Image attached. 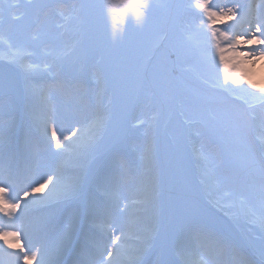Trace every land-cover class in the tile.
<instances>
[{
    "label": "snow or ice",
    "instance_id": "6c2138e0",
    "mask_svg": "<svg viewBox=\"0 0 264 264\" xmlns=\"http://www.w3.org/2000/svg\"><path fill=\"white\" fill-rule=\"evenodd\" d=\"M180 14L199 17L201 27L207 21L210 75L215 69L212 91L186 95L178 86L185 55L182 44L157 42L146 47L153 33L167 30ZM54 18L61 21L56 31L47 26ZM24 21L40 28V34L32 37L34 42H63L70 32L75 35L59 52L48 53L53 59L51 64L45 60L43 73L38 63L27 60L34 51L4 35L6 25L11 31ZM228 21L232 23L225 30L215 27ZM0 44L9 50L0 60L15 66L20 75L19 85L8 77L0 80L4 89L0 95V264H122L133 236L130 264H197L193 256H203L201 248L208 242L215 254L198 264H231L230 256H241L242 264H264V140L259 145L247 140L249 113L257 104L264 106V87L239 74L245 62L255 65L264 60V0L246 4L234 0L223 7L211 0L164 4L0 0ZM226 52L231 53L230 59L225 58ZM89 58L94 61L93 77L101 85L94 102L82 76L61 78L66 68ZM54 90H74L66 99L82 114L78 126L67 134L55 107L36 116L37 98L43 93L49 100ZM215 90L242 100L246 107L221 106ZM145 105L157 113L146 129V121L131 117ZM20 107L32 116L42 148L32 133L21 132ZM160 115L167 117L166 127L176 116L182 125L175 129L173 142L162 149ZM193 124L210 135L201 159L216 186L238 183L258 206V214L250 210L247 217L256 231L231 233L228 225L218 230L201 203L180 149L186 128ZM138 133L148 139L137 151L133 168L125 148ZM41 151L62 160L75 159V174L67 177L63 164L41 172L36 163ZM113 207L126 219L124 227L113 223ZM35 210L46 215L33 218ZM102 216L103 223H98ZM91 227L106 230L103 250L87 247ZM48 233L54 235L51 243ZM37 237L39 242L34 243ZM69 256L71 261L66 259Z\"/></svg>",
    "mask_w": 264,
    "mask_h": 264
},
{
    "label": "rangeland",
    "instance_id": "374dc122",
    "mask_svg": "<svg viewBox=\"0 0 264 264\" xmlns=\"http://www.w3.org/2000/svg\"><path fill=\"white\" fill-rule=\"evenodd\" d=\"M9 2H19L22 4H27L29 0H9ZM69 3L73 0H68ZM155 3H187V0H154ZM234 0H211V3L218 7H223L225 5L231 6ZM240 3H249L253 0H239ZM254 2L259 3V0H254ZM61 23L58 19H52L47 22V26L56 31L55 25ZM218 22L215 27L225 30L228 24ZM111 30V21L107 24V31ZM40 34V28L36 23L30 21L21 22L19 25L12 27L9 30V26L4 27V35L10 37L14 44L18 46L25 44L28 46L29 50L34 51L35 55L28 56V62H36L40 65V70L44 72V62L47 60L49 64L52 63L53 56L48 55V53L56 54L64 47V45L75 39L73 33H69V36L63 42L58 41H47L39 42L32 41V37ZM211 40L210 29L207 28V21L204 22L203 27H201V21L199 17H186L183 14L177 15L175 17L174 23L165 31L153 33L146 40V47H152L155 43L161 42L162 46H167L170 42H178L183 45L185 49V55L182 59V79L178 81V86L181 87L186 95H194L201 91H212L210 85L214 80L215 69L210 75L208 71L209 59L207 56L208 42ZM214 52V49H213ZM0 55H9V50L4 44H0ZM231 53L226 52L225 58L230 59ZM98 59V57H97ZM81 64H83L84 71L81 73ZM216 64H219V58H216ZM231 70V65H229ZM260 67L251 65L247 62L242 64L239 69V74L243 75L246 79H252L257 85L264 87V77L259 72ZM259 69V70H258ZM55 67L52 68V75H55ZM94 71V61L92 59H84L81 63H74L71 65L70 69L66 68V71L61 74V78L69 77H81L85 82V86L88 91V97L91 102H94L95 95L99 94L101 90V85L93 77ZM4 77L11 78L16 81L17 85L20 83V75L17 68L13 65L8 64L6 61L0 60V80ZM221 80L223 78L222 67L220 69ZM49 75L45 73V79H49ZM3 88H0V95H3ZM74 90H64V91H53L50 94V99L45 100L43 93L35 101L37 106L36 116L39 117L42 113L46 114L49 107H55L57 110L58 120L62 122L65 134L67 130L76 124L77 120L82 118V114L77 112L75 107L71 106L67 97L72 95ZM215 94L219 96L222 100L221 106L235 107V108H245L242 100L231 97L228 94L215 90ZM107 99V94L105 95ZM156 109L154 107H149L147 105L143 106L138 111H133L131 117H139V119L146 121L144 128L146 129L149 123H152L153 116H156ZM2 115V113H0ZM17 119L21 132L25 130L33 134L35 140L43 147V140L38 133H36L33 127L32 116L27 114L23 107H20L17 112ZM167 117L160 115L157 118V128L159 131L158 144L163 148L166 144H171L174 139V131L177 127L181 125V118L176 116L173 118L171 123H167ZM261 125H264V106L259 104L256 105L249 113V124H248V134L247 140L249 143L254 145H259L264 138V134L259 132L258 129ZM143 132V129L141 130ZM167 133V134H166ZM148 137L141 134H137L133 141H130L125 148V153L129 161H131V166L135 168V157L137 151L142 148V146L147 142ZM210 135L209 133L200 125L193 124L186 128L185 137L180 144V149L184 160L188 166L189 176L193 188L195 189L201 203L209 209L211 217L214 219L217 225V229L220 230L221 225H228L231 233L244 232L242 231V224L237 219L239 213L248 209H255V202L252 200L248 192L244 191L240 184H228L227 186L218 188L213 178L206 168L203 167L202 156L208 151ZM17 163H24L22 160H18ZM39 170L43 171H54L56 167L60 164L64 165L65 175L71 177L75 174L78 164L73 158H61L53 157L51 154L41 151L37 161ZM114 224L122 225L123 221L113 207L111 209ZM46 213L42 210H35L32 213L33 218H40L45 216ZM98 223H103V218H101ZM106 227V226H105ZM96 228V227H95ZM118 228V227H117ZM97 234L101 235L97 240H101V243L107 244L108 236L104 234L105 230L96 228ZM94 231V230H93ZM96 232V231H95ZM102 232V233H100ZM47 239L49 243L54 241V235L48 233ZM103 240V241H102ZM91 238L86 240V243H90ZM24 242L23 239L21 241ZM34 243L39 242V238H34ZM2 243V241H0ZM202 253H211L213 256L214 250L211 244L208 242L204 247L201 248ZM204 258V255L202 256ZM231 264H242V257L235 256L229 257ZM35 264V262H33Z\"/></svg>",
    "mask_w": 264,
    "mask_h": 264
},
{
    "label": "bare ground",
    "instance_id": "6f19581e",
    "mask_svg": "<svg viewBox=\"0 0 264 264\" xmlns=\"http://www.w3.org/2000/svg\"><path fill=\"white\" fill-rule=\"evenodd\" d=\"M257 66L260 67L259 68L260 70L259 69L258 70L262 74V76L264 77V60H259L257 62ZM258 131L264 134V125H261L260 128L258 129ZM262 140H264V138H262ZM250 210L251 211H256L257 214H258V211H259L258 210V207H256L255 209H248V211L247 210H244L243 212L239 213L238 216H237V219L242 224V228H243L242 231H244V232H246V231H256V227L254 225H250L248 223V220H247V217H248V214H249ZM101 218H103V216ZM122 221H123V224L121 226L120 225H117L116 227H118V228L124 227V225L126 223V219L123 217L122 218ZM113 223H115L114 220H113ZM95 229H96L95 227H91L89 229L90 237H91V241H90L91 242V244H90L91 249L99 248L100 250H103V247H104L105 244L101 243V240L98 241L96 238H94V237H97V236L94 233H92L93 230L96 231ZM100 233H102V232H100ZM104 234L106 236H108L106 230L104 231ZM135 243H136V237L133 236L129 240L127 254L124 255V256H122V264H130L129 257L131 255V249L134 248ZM211 256H212L211 253L210 254L209 253L208 254L207 253H204V258H202V256H200V255H194L193 256V260L195 262H197V264H198V262L201 259H207V258H210ZM72 258L73 257H71V256L66 257V259L69 260V261H71Z\"/></svg>",
    "mask_w": 264,
    "mask_h": 264
}]
</instances>
